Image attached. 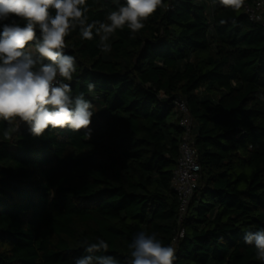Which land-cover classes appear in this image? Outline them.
<instances>
[{
	"label": "trees",
	"instance_id": "trees-1",
	"mask_svg": "<svg viewBox=\"0 0 264 264\" xmlns=\"http://www.w3.org/2000/svg\"><path fill=\"white\" fill-rule=\"evenodd\" d=\"M124 2L87 0L88 23ZM255 2L233 10L218 0H164L138 33L117 29L108 52L78 27L65 38L76 58L65 83L73 100L83 93L92 103L90 131L34 137L22 123L6 140L0 121V264H74L85 255L126 264L139 231L175 247L174 264H264L243 240L264 229V18L245 9ZM179 98L196 123L202 167L182 220L172 186L184 133ZM97 238L107 253L85 252L83 242Z\"/></svg>",
	"mask_w": 264,
	"mask_h": 264
},
{
	"label": "clouds",
	"instance_id": "clouds-1",
	"mask_svg": "<svg viewBox=\"0 0 264 264\" xmlns=\"http://www.w3.org/2000/svg\"><path fill=\"white\" fill-rule=\"evenodd\" d=\"M163 2L125 0L107 14L105 22L88 23L87 0H0V121L8 125L4 138L11 140L21 123L29 126L34 137L42 136L49 129L90 131L92 103L84 99L83 93L73 100L71 86L65 83L71 81L76 72V58L64 51L65 38L78 27L82 39L98 36L101 51L108 52L111 46L106 42L117 29L123 30L126 26L133 35L138 33L145 27L144 21L155 14ZM218 3L238 10L244 0H218ZM50 9H54V15L50 14ZM5 21L9 22L2 23ZM30 45L41 58L38 67V60L26 50ZM94 87L89 84V92ZM243 240L254 246L256 258L264 262V229L246 232ZM83 243L87 253H107L109 248L100 238L96 243ZM128 247L132 251L126 264H174L176 259V248L165 245L155 233L137 232ZM74 264L121 262L111 255H85Z\"/></svg>",
	"mask_w": 264,
	"mask_h": 264
},
{
	"label": "built area",
	"instance_id": "built-area-1",
	"mask_svg": "<svg viewBox=\"0 0 264 264\" xmlns=\"http://www.w3.org/2000/svg\"><path fill=\"white\" fill-rule=\"evenodd\" d=\"M245 9L252 20H263L264 0H256L253 5L247 4ZM175 112L179 118V124L184 129L179 148L180 156L172 178V186L180 201V220H182L198 185L202 167L196 148V123L190 112L188 102L183 98L175 100ZM183 235L182 230L178 238L175 239L174 246Z\"/></svg>",
	"mask_w": 264,
	"mask_h": 264
},
{
	"label": "crops",
	"instance_id": "crops-1",
	"mask_svg": "<svg viewBox=\"0 0 264 264\" xmlns=\"http://www.w3.org/2000/svg\"><path fill=\"white\" fill-rule=\"evenodd\" d=\"M32 51H34V48H31Z\"/></svg>",
	"mask_w": 264,
	"mask_h": 264
},
{
	"label": "rangeland",
	"instance_id": "rangeland-1",
	"mask_svg": "<svg viewBox=\"0 0 264 264\" xmlns=\"http://www.w3.org/2000/svg\"><path fill=\"white\" fill-rule=\"evenodd\" d=\"M22 124V123H21Z\"/></svg>",
	"mask_w": 264,
	"mask_h": 264
}]
</instances>
